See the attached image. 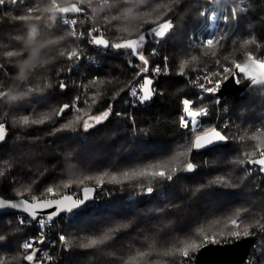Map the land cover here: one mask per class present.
<instances>
[{"label": "trees", "instance_id": "obj_1", "mask_svg": "<svg viewBox=\"0 0 264 264\" xmlns=\"http://www.w3.org/2000/svg\"><path fill=\"white\" fill-rule=\"evenodd\" d=\"M97 1L85 0L80 5L85 14L74 15L79 17L78 24L84 20L77 25L83 33L78 41L57 14L54 21L48 19L43 9L50 0L0 6V94L24 93L46 81L53 83L51 89L13 103L0 99V124L6 130L0 145V197L38 201L65 194L79 197L86 186L97 189L88 206L78 214L53 220L45 229V242L40 247L34 245L53 256L54 262L48 264H181L178 245L193 239L202 243L204 235L215 237L221 244L229 243L231 238L225 239L221 233H228L231 219L242 221V228L256 237V247L252 246L244 264H264V175L247 162H239V158L247 161L244 152L251 155L257 146L264 148L262 89L254 88L237 100L219 98L215 105V97L199 99L186 80L190 73L211 74L222 64H241L249 54H264V0H249L245 14L224 3L216 9L211 0H145L142 6H137L136 0ZM76 2L60 0L57 6ZM87 4L91 8L84 7ZM28 8L33 9L32 15L24 16ZM97 8L102 11L97 13ZM128 9L134 14L133 20L126 16ZM202 12L210 18L217 13L218 19H204ZM226 16L229 23L224 22ZM165 22H171L172 29L157 38L159 43L146 38L140 52L149 59V67L167 66L169 74L154 79L156 92L149 102L135 109L125 108L126 89L135 81L137 71L127 63L128 50L99 47L104 51L98 53L96 46L88 43L87 33L97 29L94 34L110 44L123 43ZM32 25L39 39L54 44L55 60L38 66L20 81L16 78L18 65L27 56L24 40ZM208 38H214L210 47L205 46ZM73 48L81 50V61L67 58ZM62 52L66 54L61 56ZM89 57L94 61H87ZM133 63L141 62L133 59ZM92 80L97 83L91 85ZM58 82L67 83V89L55 87ZM76 96L81 97L77 102L80 112L72 108L57 116L59 108L72 104ZM186 98L194 101L192 108L202 107L208 112L196 134L180 124ZM109 104V118L88 132L82 130V122L75 125V132L56 131L77 115L82 119L101 115ZM25 115L28 125L19 123ZM128 117L134 120V127ZM34 119L44 123L33 124ZM209 128L227 135V143L202 152L189 151L195 136ZM252 136L257 139H250ZM181 150L184 156L177 158ZM251 158H259L258 153ZM158 162H170L178 170L171 180H149L145 188L153 187L150 194L132 187L135 182H109L112 174L122 179L120 174L125 170ZM187 163L194 165L193 171L181 170ZM88 176L93 178L86 179ZM99 176L105 181L100 187L95 179ZM217 177L228 184H210ZM48 187L53 193L47 192ZM16 192L22 194L17 196ZM20 216L29 219L18 213L0 214V234L6 237L0 242V259L5 264H25L24 256L32 249L25 252L22 243L40 231L35 221L31 226L18 225ZM197 233L201 235L197 237ZM61 234L67 241L64 245L59 243ZM105 235L109 238L103 243L85 247L91 239Z\"/></svg>", "mask_w": 264, "mask_h": 264}, {"label": "snow or ice", "instance_id": "obj_2", "mask_svg": "<svg viewBox=\"0 0 264 264\" xmlns=\"http://www.w3.org/2000/svg\"><path fill=\"white\" fill-rule=\"evenodd\" d=\"M9 0H0V6L5 5L8 3ZM12 4L20 3L23 4L24 0H10ZM85 0H77L76 3H72L70 7L64 6V7H58L57 5H54V9L56 10L57 18L61 19L63 21L64 25H71L76 26L78 23V20L76 18L69 19L67 18L68 13H77L80 14L83 12V8L80 6L81 4H84ZM244 3V0H241V4ZM88 7L91 8V6L88 4ZM35 11H39V5L36 6ZM240 11L243 12L245 9L243 7H240ZM33 12L32 8H28L26 11V14L24 16H31ZM237 13V12H236ZM236 13L235 15H231V20L235 21L236 19ZM58 14H62L59 15ZM201 16L204 19H218L215 16H212L211 18L207 15V13L202 12ZM15 19V17H14ZM229 16H226L224 19L225 23H229ZM173 25L171 22H165L159 24L157 28H150L146 31L145 34H141L138 39H130L126 40L123 43H115L110 44L109 40L94 33H98L97 29H93L92 32L88 33V43L93 46L102 47L104 49H108L109 47L114 48L116 50L120 49H127V55L130 57L128 60V64L131 67H134L137 69L135 73V82L139 84V87H130L126 89L129 93L130 100L125 101V103H131L133 106L136 105H143L145 102H148L152 99L154 93L156 90L152 88L151 86L154 84V79L148 76H145V73L149 72V59L145 57L144 54L140 52V49L144 46L146 43V38L151 39L154 43H159V40L157 38H163L166 36V34L169 32L170 29H172ZM72 36H76L77 33L75 31H72L69 33ZM81 36L83 33L80 34ZM216 43H219L218 40H216ZM214 44V38H208L206 39L205 46L210 47ZM80 51L77 48H73L70 51L67 52V58L69 60H75L79 61L82 59L80 55ZM155 49H152V53L155 54ZM11 53V51H8ZM66 53L62 52L61 56H64ZM133 59H138L141 63H133ZM166 59V58H165ZM192 59H195L193 57ZM248 60L250 61L249 64L241 65L239 63L235 64L234 68H222L220 73H214L213 76L217 77L215 80V83L212 79H209L207 76H205V79L208 80L209 84H213L214 86L206 87L204 84H200L199 87L201 89L200 93H197V96H200L201 93L214 95L216 97V102L220 103L218 92L219 90L225 86L229 81H231L234 85L237 87L239 86L241 79L240 74H244V77L249 79L251 81L250 85H248L249 90H251L252 86H261V89L264 90V61L254 58L251 54L248 56ZM259 69V71H257ZM72 69L69 68L68 71H71ZM184 65H181V74L183 73ZM153 74L155 76H159L161 74L167 75V66H165L164 69H161L159 65L155 66L153 69ZM143 80L142 83H140V80ZM101 83L103 81H100ZM97 83L96 80L91 81V85H94ZM90 85V86H91ZM55 87H59L61 90H65L68 87L67 83L64 82H58ZM81 99L80 96L74 97L73 104H64L59 108V111L56 113L57 116L65 114L67 111L75 107V104L77 101ZM183 115L180 116V124L184 129H188L189 125H192V128L195 129L197 127L198 121L197 118L201 116H207L208 112L204 108H196L195 110L191 107V105L194 103L193 100L190 99H183ZM15 107V106H14ZM76 112L79 113L80 109L77 107L75 108ZM112 112V106L109 104L108 109L105 110L101 115H89L87 119H82L80 115H77L73 121H70L68 123H65L61 125L60 128H57L56 131H62V130H70L72 132L77 131V128L75 127L76 124H80L82 122V130L84 132H88L90 129L94 128L96 125L101 124L102 122L106 121L110 114ZM117 116L123 115L122 113H116ZM131 120V126L134 127V120L131 119V117H128ZM19 123L23 125H28L30 123L29 118L27 115H25ZM33 124H43V119H34L31 121ZM5 139L4 136V125L0 124V141H3ZM235 139V137H233ZM250 139L255 140L257 139L256 136L250 137ZM228 136L221 134V131H217L215 128H209L207 130H204L202 134H198L195 136V141L191 144V147L188 149L191 151L192 149H203L205 146L212 144L213 142H227ZM258 153L259 158H251L252 156H256ZM243 155L245 157H248L247 161L243 158H239V162L241 164L248 163L251 165H257L259 166V171L261 173H264V148H260L259 146L256 147V150L249 155L248 152H244ZM184 151L181 150L178 153V157H183ZM69 163H73V160H69ZM194 165L192 163H187L186 167L181 169L182 171H193ZM177 167L170 162H158L149 164L146 167L142 168H132L129 170L123 171L120 176H122V179H118V176L116 174H112L110 177L109 182L110 183H123L124 181L129 182H135L132 183L131 186L134 188L141 189L142 194H150L153 191V187L147 186L145 188V185L149 182V180L154 179H168L171 180L175 173L177 172ZM104 175H107L105 173ZM247 175V173L245 174ZM93 177L88 176L86 179H92ZM98 186H103L104 179L102 176L96 177ZM80 183H83V180L80 181ZM210 184H228V181L225 180L223 177H217L213 181H210ZM64 187H70V185H64ZM94 190L91 188H84L83 189V199H73L72 195H65L62 199L58 200H42L39 203H28L26 200H18L16 202H13L9 199H0V209H14V210H21L23 213H27L28 217L30 219L25 220L23 216H20L17 218V224L20 226H31L32 221H35L37 226L40 229V232L37 234V237L33 239H29L22 243V250L25 252L29 249H32L31 254H26L24 256V260L26 262H32L35 259V254L38 249L34 247L36 244H42L44 243V237L45 232L44 229L46 227L51 226V222L53 221V218L58 216L62 212H71L73 209L79 207L81 204L84 203L85 200L91 198V193ZM48 193H53V188L48 187L47 188ZM22 193L16 192L15 195L19 196ZM55 206L56 210L52 212H45L46 209L52 208ZM38 212H45V215L38 216ZM231 227L229 228L228 233L224 234L221 233L222 236L225 237V239H230L229 243L221 244L215 237L209 238L208 235L203 236L202 243H198L196 239H193L192 241L178 245L176 248L177 254L182 258L181 264H192V261L195 258L196 253L202 251L204 248H206L209 244L217 245L222 248H227L230 246H235V244H239L241 239H250V234L247 228H242V221H238L237 219H231L230 220ZM201 234L197 233V237H199ZM109 237L105 235L102 239H96L93 238L88 242V245H85V247L88 246H94L97 244H101L104 242L105 239H108ZM6 237L3 234H0V242L4 241ZM59 241L62 245L66 244L67 241L65 239L64 235L58 236ZM51 243H55V241H52ZM253 247L255 248L256 245L254 244ZM141 256L144 255L143 252L140 253ZM44 257L51 260L52 258L48 255V253L44 252ZM0 264H5L4 260L0 259Z\"/></svg>", "mask_w": 264, "mask_h": 264}, {"label": "water", "instance_id": "obj_3", "mask_svg": "<svg viewBox=\"0 0 264 264\" xmlns=\"http://www.w3.org/2000/svg\"><path fill=\"white\" fill-rule=\"evenodd\" d=\"M66 6L70 7L71 4H68ZM81 14H83V12L80 13V14L68 13L66 15L73 16V15H81ZM60 15H62V14H60ZM104 50H107V49H104ZM245 64H249L250 65V61L247 59L245 62L241 63L242 66L245 65ZM257 71H259V69H257ZM240 79H241V82H240L238 87L236 85H234L231 81H229L225 86H223L218 92L219 98L228 97V98L237 100V99L242 98L245 94H247L250 91L248 85H250L251 81L249 79H247L246 77H244V74H240ZM153 86H154V84L151 87L153 88ZM254 88H261V86H259V85L252 86L251 90L254 89ZM204 117L205 116H201L200 118H204ZM5 134H6V130L4 128V136H5ZM3 141H0V145L2 144ZM194 141H195V138H194L193 142ZM226 143L227 142H213L212 144L205 146L203 149H199V150L193 149V150L195 152H202V151H204L206 149L214 148L217 145H225ZM248 165L250 167H252V168H258L259 169V166H257V165H251V164H248ZM261 174L264 175V173H261ZM84 188H91V189L94 190L91 193V198L85 200L83 204H81L79 207L73 209L71 212H62V213H60L58 216L54 217L53 220L57 219L61 215L78 214L94 200L97 189L95 187H91V186L83 187L80 190L79 197H76L73 194H65V195H72L73 199H76V198L83 199V189ZM65 195H63V196H65ZM63 196L58 197V198H54V199H49V200L62 199ZM0 199H4V198L0 197ZM18 200H26V199L19 198V199H14V200H11V201L16 202ZM26 201L31 204V203H39L42 200H38V201H28V200H26ZM55 210H56V208H55V206H53L52 208L46 209L45 212H49L50 213V212L55 211ZM45 212H38V216L45 215ZM2 213H18V214H23V215L28 217L27 213H23L21 210L0 209V214H2ZM255 241H256V237L250 235V239H247V240L241 239L239 244H235V246H230V247H227V248H222V247H219L217 245L209 244L202 251L196 253L194 261H193L192 264H244L245 261L248 258L249 252H250L253 244L255 243ZM36 249H38V248H36ZM38 251H39V249L36 251L34 261L26 262L23 259V262L25 264H35V260H36V256H37ZM31 253H32V251L29 254H31Z\"/></svg>", "mask_w": 264, "mask_h": 264}, {"label": "clouds", "instance_id": "obj_4", "mask_svg": "<svg viewBox=\"0 0 264 264\" xmlns=\"http://www.w3.org/2000/svg\"><path fill=\"white\" fill-rule=\"evenodd\" d=\"M145 0H136L137 6H142ZM55 2L50 0L49 4L43 9L47 14L49 20L54 21L56 18V10L54 9ZM63 7V6H61ZM97 13L102 11L101 8L95 9ZM126 16L133 20L134 14L131 9H128ZM129 30H132L131 28ZM39 32L35 25L30 26L29 32L24 40V50L27 52V56L18 65L17 79L20 81L26 80L32 71L41 65H47L54 63L55 57L53 55L54 44L49 40L39 39ZM53 83L49 80L46 81L43 86L37 85L34 88H29L28 92H7L0 94V99H4L6 103H13L17 100L29 98L32 93H43L44 91L51 89Z\"/></svg>", "mask_w": 264, "mask_h": 264}, {"label": "built area", "instance_id": "obj_5", "mask_svg": "<svg viewBox=\"0 0 264 264\" xmlns=\"http://www.w3.org/2000/svg\"><path fill=\"white\" fill-rule=\"evenodd\" d=\"M19 3V2H18ZM221 3H226V4H229L230 6H231V8H232V10L234 11V12H237V13H240V14H245L246 13V11H247V7H248V3H249V0H244V3L243 4H241V0H215V3H213L212 4V6L213 7H215L216 9L221 5ZM17 4V3H16ZM97 4H102V1L101 0H98L97 1ZM6 6H13V5H15V4H12L11 2H10V0H9V2L8 3H6L5 4ZM84 7H88V4L87 5H85ZM240 7H243L244 9H245V11H243V12H241L240 11ZM83 8V7H82ZM83 14H85L84 13V10H83ZM60 15V14H59ZM86 16V15H85ZM67 18H69V19H72V18H76L77 20H78V22L80 21L79 20V17H76V16H69V15H67ZM60 23L62 24V25H64L63 24V21L60 19ZM77 25H78V23H77ZM71 26V25H66V26H68L70 29H71V31H75L76 33H77V35L76 36H73V38H75V39H80V38H82L83 37V35L81 36L80 34L82 33L80 30H78V26ZM89 32H92V31H88V33ZM88 33H87V38L89 39V37H88ZM95 49V51L96 52H98V53H101L102 54V52L104 51V50H101L99 47H95L94 48ZM254 58H256V59H259V60H262V61H264V56H260V55H257L256 54V56H253ZM79 61H81V60H79ZM87 61H94L92 58H87ZM155 66H157V65H154V66H152V67H149V72L148 73H145V76H148V77H151V78H153V79H155L156 77H158V76H155L154 74H153V71H152V69L155 67ZM222 69V68H221ZM167 73L169 74V71H168V68H167ZM214 73H216V71L214 72ZM214 73H208V74H204V73H201V72H194L191 76H187L186 77V80H188V82H189V86L192 88V90L197 94V93H200L201 92V89H200V87H199V85L200 84H204L206 87H211V86H214V83H215V81H214V83L213 84H209L208 83V80L207 79H205V76H207L209 79H214L215 80V78L213 77V74ZM167 74V75H168ZM161 75H163V74H161ZM160 76V75H159ZM143 82V80L141 79L140 80V83H142ZM130 87H139V84H137L135 81H133L131 84H130V86L128 87V88H130ZM261 93L262 94H264V90H262L261 91ZM205 96H213V95H210V94H205V93H201V95L200 96H198L199 97V99H201V98H203V97H205ZM130 100V97H129V93H128V91H127V94H126V98H125V101H129ZM125 101H124V107L125 108H129V109H135V108H138V107H142L143 105H136V106H133L130 102L129 103H125ZM78 102V101H77ZM77 102H76V104H75V107L73 108V109H75L76 107H77ZM46 229V228H45ZM45 229H44V232H45ZM40 232V231H39ZM38 232V233H39ZM46 234V233H45ZM46 240V235H45V237H44V241ZM37 246H41V244H36ZM38 247V248H39ZM43 251H44V249L42 250V249H39V255L37 256V259H36V261H35V264H48V263H53L54 262V260H53V256L51 257L50 255H49V253H48V250H46V252L48 253V255L52 258L51 260H49V259H47L46 257H44V253H43Z\"/></svg>", "mask_w": 264, "mask_h": 264}, {"label": "rangeland", "instance_id": "obj_6", "mask_svg": "<svg viewBox=\"0 0 264 264\" xmlns=\"http://www.w3.org/2000/svg\"><path fill=\"white\" fill-rule=\"evenodd\" d=\"M59 1H60V0H54L55 5H58ZM213 3H215V0H211V4H213ZM90 10H91V9H90ZM216 15H217V13L214 14V15H212V16H215V17H216ZM212 16H211V17H212ZM82 21H84V20H82ZM82 21H81V22H82ZM213 21H214V20L212 19V22H213ZM81 22H80V23H81ZM80 23H79V24H80ZM79 24H78V25H79ZM259 53H260V52H259ZM259 53H255L254 55L259 54ZM262 54H263V53H262ZM262 54L260 53V56H261ZM254 55H252V56H254ZM262 56H264V54H263ZM127 63H128V62H127ZM235 64H237V63H234V64H232V63H227V64H222L220 67H221V68H234ZM220 67H219V68H220ZM219 68H218V70H217L218 72L216 71V73H220V72H221V70H220ZM195 70H196V69H195ZM195 70H192L191 72H193V71H195ZM190 74L192 75L193 73H190ZM190 74H189V75H190ZM206 74H208V73H206ZM213 77H214V76H213ZM214 78H215V80L217 79V77H214ZM212 80H213V82L215 81L213 78H212ZM210 85H211V84H210ZM73 100H74V99H73ZM72 104H73V101H72ZM214 104L217 105V102L215 101ZM200 108H202V107H200ZM193 109H194V108H193ZM74 110H75V109H74ZM194 110H195V109H194ZM201 120H202V118L198 117V118H197V121H198L197 127H196L195 129H193V128H192V125L190 124V125H189L190 128H188V131H190V132H192V133H194V134H196L197 132H199V130L202 129V128H203V125H204V124H202ZM200 131H201V130H200ZM201 134H202V133H201ZM59 243L61 244L60 241H59ZM61 249H62V248H61ZM61 249H59V252L61 251ZM45 251H46V249H44V252H45ZM44 252H43V253H44ZM38 253H39V252H38ZM37 256H38V255H37Z\"/></svg>", "mask_w": 264, "mask_h": 264}, {"label": "bare ground", "instance_id": "obj_7", "mask_svg": "<svg viewBox=\"0 0 264 264\" xmlns=\"http://www.w3.org/2000/svg\"><path fill=\"white\" fill-rule=\"evenodd\" d=\"M222 4V3H221ZM224 4H226V3H224ZM229 5V4H228ZM77 41H78V39H76ZM102 50V49H101ZM263 55V54H262ZM261 55V56H262ZM89 56V55H88ZM254 56H256V55H254ZM85 57H87V56H85ZM95 59V58H94ZM77 63V62H76ZM73 64H75V61L73 62ZM77 64H79V63H77ZM79 66V65H78ZM218 72V71H217ZM155 81V80H154ZM255 89H257V88H255ZM127 94V93H126ZM33 239V238H32ZM44 252V251H43Z\"/></svg>", "mask_w": 264, "mask_h": 264}]
</instances>
